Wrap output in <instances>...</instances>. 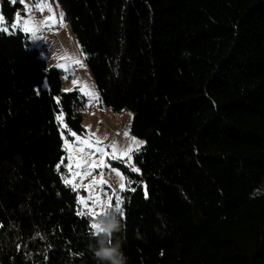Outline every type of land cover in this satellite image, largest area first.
Wrapping results in <instances>:
<instances>
[{"label":"trees","instance_id":"trees-1","mask_svg":"<svg viewBox=\"0 0 264 264\" xmlns=\"http://www.w3.org/2000/svg\"><path fill=\"white\" fill-rule=\"evenodd\" d=\"M53 1L145 142L114 237L127 264H264V0ZM20 6L3 0L9 24ZM85 107L27 33L0 30V264H96L58 169L60 116L82 133Z\"/></svg>","mask_w":264,"mask_h":264},{"label":"rangeland","instance_id":"rangeland-1","mask_svg":"<svg viewBox=\"0 0 264 264\" xmlns=\"http://www.w3.org/2000/svg\"><path fill=\"white\" fill-rule=\"evenodd\" d=\"M18 1L21 6L9 24L2 13L3 0H0V30L27 33L30 46L39 49L49 67L61 70L63 91L78 90L86 99L84 132L67 129L64 115L60 116L65 154L58 169L63 182L65 178L71 182L65 184L75 193L80 213L97 224V219L106 211L119 206L121 212L122 196L129 183L125 168L128 171L137 168L133 155L142 148L144 139L131 132V111L115 112L103 103L61 5L53 0H14V3ZM81 198L87 202V207L80 202Z\"/></svg>","mask_w":264,"mask_h":264},{"label":"clouds","instance_id":"clouds-1","mask_svg":"<svg viewBox=\"0 0 264 264\" xmlns=\"http://www.w3.org/2000/svg\"><path fill=\"white\" fill-rule=\"evenodd\" d=\"M119 215L122 213L116 208L106 211L96 221L99 227L93 234L95 243L89 246L96 264H127L121 242L114 238L122 230Z\"/></svg>","mask_w":264,"mask_h":264},{"label":"snow or ice","instance_id":"snow-or-ice-1","mask_svg":"<svg viewBox=\"0 0 264 264\" xmlns=\"http://www.w3.org/2000/svg\"><path fill=\"white\" fill-rule=\"evenodd\" d=\"M13 2H14V0H13ZM133 140H135V138H133ZM141 143H143V142H141ZM133 171H139V169H137V168H133L132 169ZM102 175V174H101ZM65 183L66 184H69V183H71L67 178H65ZM102 183H106V181H102ZM121 187L123 188V185H121ZM133 191L135 190V189H132ZM81 203H84L85 204V207H87V202L83 199V198H81V201H80ZM100 201H99V199L97 198V203H99ZM117 209H119L120 210V208H119V206H117ZM82 213H78V215H81ZM92 227L94 228V229H98V225L97 224H93L92 225Z\"/></svg>","mask_w":264,"mask_h":264}]
</instances>
